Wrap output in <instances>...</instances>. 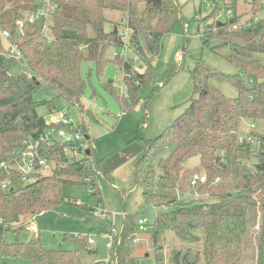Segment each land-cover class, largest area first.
Returning <instances> with one entry per match:
<instances>
[{
    "label": "trees",
    "instance_id": "trees-1",
    "mask_svg": "<svg viewBox=\"0 0 264 264\" xmlns=\"http://www.w3.org/2000/svg\"><path fill=\"white\" fill-rule=\"evenodd\" d=\"M51 2L55 6L51 12V35H45L44 18L36 22L26 20L22 29L17 23L37 10L43 0H0V160L9 161L8 167H0V263L6 257H18L27 261L26 264H86L75 250L46 249L40 236L29 241L7 242L4 234L13 231L19 236L37 215L66 199L61 185L69 179L54 173L62 163L65 166L59 171L64 174L87 179L104 174L112 179L103 162L92 159L91 138V154L74 161L69 160L62 144L43 145L39 152L54 164L52 173L25 175L16 169L15 154L25 147L27 140L38 138L47 127L45 117L37 111L34 93L45 85L58 97L80 105L87 85L81 64L93 60L100 69L107 61L105 53L110 46H124L119 31L122 25L131 30L130 47L146 65L141 71L120 55L115 56L124 70L128 94L125 99L117 93L116 97L124 109L134 107L151 82L153 63L161 54L162 38L179 13L175 0ZM252 3L264 12V2L253 0ZM106 9L124 14L121 24L116 23L110 30L106 29ZM237 18L231 17L219 25L215 35L226 37L221 46H230L228 59L237 64L238 72L226 73L198 63L193 70L194 93L188 106L162 134L145 140L136 159L135 179L144 189L147 204L176 207L166 213L170 222L164 225L184 240L200 241L203 237V253H197L194 261L188 263L189 254L181 260V253L176 252L173 264H242L244 242L252 223L248 213L254 202L262 205L256 264H264V131L257 135L252 132L260 140L256 146L239 140L243 119L264 122V59L257 57L264 58V19L245 25L244 29L242 26L240 30L232 29L234 23H240ZM3 29L11 32L12 43L21 49L22 58L8 55ZM212 36L204 38L205 42ZM213 79L232 81L238 96H226L212 84ZM45 103L50 114L57 110L53 101ZM167 148H171L170 152L163 155ZM196 156L200 157V166L193 171L187 162ZM90 163L97 167H91ZM200 168L205 169L207 180L192 185L191 178ZM4 183L10 188L4 189ZM88 184L92 194L100 193L98 181L89 179ZM189 192L225 200L181 203L180 197ZM129 218L127 215L118 235L120 242L113 247L111 264H135L127 241V237L134 236L135 223H129ZM161 230L155 221L152 238L158 264L164 263L162 246L158 245ZM65 238L85 245L88 236L73 233Z\"/></svg>",
    "mask_w": 264,
    "mask_h": 264
},
{
    "label": "rangeland",
    "instance_id": "rangeland-1",
    "mask_svg": "<svg viewBox=\"0 0 264 264\" xmlns=\"http://www.w3.org/2000/svg\"><path fill=\"white\" fill-rule=\"evenodd\" d=\"M175 1L179 6V13L162 38V50L160 57L153 63L151 82L143 89L140 100L134 107L124 109L116 97V93L123 99L128 97L124 84V70L115 61L116 53L122 52L123 58L141 71L146 69V65L130 47L131 30L122 25L119 31L129 41L128 48L110 46L105 53L107 61L100 69L93 60H85L81 64V73L87 85L81 96L80 105H73L64 98L58 97L45 85L34 93V99L38 102L37 111L45 119L50 117V110L45 101H53L56 109L68 107L76 121L86 126L92 139V159L103 162L104 170L111 174L112 179H108L104 174L100 177H90V181H98L100 185V193L92 194L88 184L89 179L64 174L59 171V168L65 166L62 163L54 173L69 179L61 185L66 199L32 219L38 228L37 231L23 230L19 236L16 232L6 231L4 238L7 242L29 241L40 236L46 249L75 250L81 261L86 264L98 262L111 264L114 248H110L108 244L114 242V246L120 242L118 235L128 215L130 217L128 222L135 223L134 236L132 239L127 237L128 245L135 257V264H158L152 238L155 221L156 226L162 228L158 245L162 246L163 264H173L176 252L181 253V260L189 254L188 263L194 261L197 253H203V237L200 241L184 240L171 227L164 225L170 222V217L166 213H170L176 207H157L155 203L147 204L144 189L135 179L136 159L142 152L145 140L154 139L162 134L188 106L194 93L193 70L198 63L202 62L206 66L226 73L238 72L237 64L228 59L230 46H221L222 39L226 37L215 35L218 27H221L219 25L231 17L235 19L238 17L239 24L244 29L245 25L248 27L264 19V12L256 6L253 7V0H237V4L236 0ZM104 14L108 20L107 30L116 23L121 24L124 17L123 12L116 9H106ZM186 22L190 24L188 29L185 27ZM44 33L51 35V30L48 29ZM209 35L213 36L205 42L204 38L207 39ZM257 57L264 59L259 55ZM171 71H174L173 74L167 77L166 74ZM211 82L228 97L235 98L239 94L230 80L213 79ZM156 86H158L156 90H153ZM263 131L262 120L243 119L241 122L240 136H247L252 132L257 135ZM256 139L253 137L254 146L257 145ZM170 150L171 148L165 149L163 155ZM68 157L70 161L79 160L84 157V153L71 152ZM92 163H90L91 167L96 168L97 165ZM187 166L194 171L200 166V157L191 158ZM198 171L205 173L204 168ZM47 173L52 171L47 169L43 174ZM199 200L212 202L223 201L225 198L198 192L184 193L180 197L181 203L186 204ZM250 207L248 214L252 223L248 236L246 235V244L244 242L245 255L242 264H256L260 236L262 205L254 202ZM94 211H99L101 217L96 216ZM115 213L117 215L114 216ZM141 216L148 217L146 230H140L138 227L137 223ZM106 230L111 231L110 235L105 234ZM73 233L88 235L94 238L95 243L88 244L89 237L86 238L85 245L65 238ZM197 234L200 232L197 231ZM135 238H138V241H133ZM26 263L27 261L22 258L6 257L0 264Z\"/></svg>",
    "mask_w": 264,
    "mask_h": 264
},
{
    "label": "built area",
    "instance_id": "built-area-1",
    "mask_svg": "<svg viewBox=\"0 0 264 264\" xmlns=\"http://www.w3.org/2000/svg\"><path fill=\"white\" fill-rule=\"evenodd\" d=\"M44 3H41V6L29 13L26 19L18 20L17 23L22 29L25 21L36 22L37 20L44 18L43 32L50 29V24L52 21V11L55 9V6L51 0H43ZM185 27L188 29L190 24L185 23ZM241 25L239 23H234L232 29H238ZM2 37L7 41V53L9 56L20 59L23 56L21 49L18 45L12 43L11 32L7 29L1 30ZM122 39L124 40L123 48H128L129 44L126 40V37L123 35ZM116 55L122 56V52L116 53ZM123 57V56H122ZM32 76V74H30ZM127 93V92H126ZM128 96V94L126 95ZM47 127L36 139H29L25 142V147H23L17 155L16 162L13 163L18 169L19 172H22L25 175L32 174H42L45 170H52L54 164L48 161L44 154L40 153V149L43 145L55 146L56 144H62L64 146V151L67 153H84L86 155V150L89 149L90 138L88 133L85 130L83 124L80 121H76L73 117V114L69 111V108L53 110L50 114V117L46 119ZM255 125V123L253 124ZM253 137H256L257 144L260 143V140L257 136L249 133L247 136H240V142L248 141L253 142ZM11 164V163H10ZM8 160H0V167H8ZM207 180L206 174L195 173L191 178V184L196 185L198 182H205ZM4 189H9V185L6 183L3 184ZM96 216H101L102 214L99 211H94ZM117 213L114 214V216ZM149 223L147 216H141L138 220V227L140 230H146ZM26 230L37 231V226L34 223H29L26 225ZM134 241H138V238H135ZM90 243H95L94 238H89ZM114 242H110L108 246L110 248L113 246Z\"/></svg>",
    "mask_w": 264,
    "mask_h": 264
},
{
    "label": "crops",
    "instance_id": "crops-1",
    "mask_svg": "<svg viewBox=\"0 0 264 264\" xmlns=\"http://www.w3.org/2000/svg\"><path fill=\"white\" fill-rule=\"evenodd\" d=\"M88 137L90 138L89 134H88ZM91 140H92V139H91ZM92 210H93V209H92ZM39 215H40V214H39ZM37 216H38V215H37ZM37 216H36V217H37ZM36 217H35V218H36ZM98 217H101V216H98ZM35 218H34V219H35ZM33 221H34V220H33ZM33 221H32V223H34ZM113 227H114V226H113ZM113 227H112L111 231L113 230ZM37 230H38V228H37ZM115 230H116V229H115ZM106 231H107V232H105V234L110 235L109 232H111V231H108V230H106ZM113 233H114V232H113ZM111 234H112V233H111ZM87 236H88V235H87ZM88 237L90 238V236H88ZM89 238H88V244H92V243L89 242ZM246 240H247V239H246ZM255 261H256V259H255Z\"/></svg>",
    "mask_w": 264,
    "mask_h": 264
},
{
    "label": "water",
    "instance_id": "water-1",
    "mask_svg": "<svg viewBox=\"0 0 264 264\" xmlns=\"http://www.w3.org/2000/svg\"><path fill=\"white\" fill-rule=\"evenodd\" d=\"M116 31H117V28H116ZM111 82V81H110ZM86 153L88 154V155H90L91 154V150L90 149H87L86 150Z\"/></svg>",
    "mask_w": 264,
    "mask_h": 264
}]
</instances>
